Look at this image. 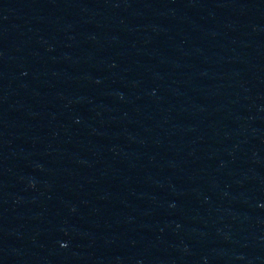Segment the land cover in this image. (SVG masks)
I'll use <instances>...</instances> for the list:
<instances>
[{"label":"water","instance_id":"obj_1","mask_svg":"<svg viewBox=\"0 0 264 264\" xmlns=\"http://www.w3.org/2000/svg\"><path fill=\"white\" fill-rule=\"evenodd\" d=\"M0 264H264V0H0Z\"/></svg>","mask_w":264,"mask_h":264}]
</instances>
